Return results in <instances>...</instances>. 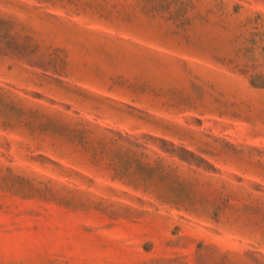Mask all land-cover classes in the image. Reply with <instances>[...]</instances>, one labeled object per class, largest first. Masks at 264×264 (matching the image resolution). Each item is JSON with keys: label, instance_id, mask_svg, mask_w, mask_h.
<instances>
[{"label": "rangeland", "instance_id": "obj_1", "mask_svg": "<svg viewBox=\"0 0 264 264\" xmlns=\"http://www.w3.org/2000/svg\"><path fill=\"white\" fill-rule=\"evenodd\" d=\"M0 264H264V0H0Z\"/></svg>", "mask_w": 264, "mask_h": 264}]
</instances>
